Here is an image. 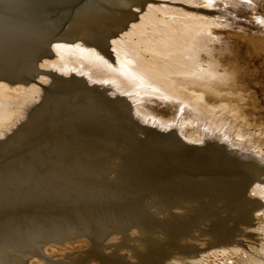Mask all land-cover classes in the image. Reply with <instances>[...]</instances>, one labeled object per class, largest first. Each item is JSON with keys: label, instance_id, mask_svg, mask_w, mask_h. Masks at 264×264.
<instances>
[{"label": "bare ground", "instance_id": "6f19581e", "mask_svg": "<svg viewBox=\"0 0 264 264\" xmlns=\"http://www.w3.org/2000/svg\"><path fill=\"white\" fill-rule=\"evenodd\" d=\"M16 1L0 0V264L85 245L61 264H264V128L215 42L216 0ZM127 96L175 107L137 122ZM206 232L223 250L193 257Z\"/></svg>", "mask_w": 264, "mask_h": 264}, {"label": "rangeland", "instance_id": "374dc122", "mask_svg": "<svg viewBox=\"0 0 264 264\" xmlns=\"http://www.w3.org/2000/svg\"><path fill=\"white\" fill-rule=\"evenodd\" d=\"M164 1L165 2H161V5H164V6L166 5L169 7L170 6L180 7L182 6V4L186 5L184 2L179 1V0H164ZM192 6L198 10L200 9L203 10V8H205L204 4H194ZM207 14L215 16L220 22V26L217 27V31H219L220 33L218 37H216L215 42L223 50L222 60L226 63L227 66L232 65L233 68L235 67L239 70V78L241 80L243 79L242 80L243 82L241 81L242 84L245 86L246 90L248 91L247 93L251 94L255 101L254 105L250 104L246 106L245 108L246 113L249 116V118H251V120L255 122V125L259 124L257 127L263 126L262 128H264V0H216L210 6V9L207 11ZM27 52H28L29 57L30 56L33 57L35 50L30 48V49H27ZM38 58L39 57H36V60H38ZM109 93L111 94V92ZM127 100L130 102L128 103L130 104V108L132 109L131 110L133 114L132 119L133 121L136 120L137 122L143 121L136 110V106L138 105L148 106L160 113L165 114L167 117L170 115V113L174 110V107H175V104L170 103L169 101L159 100L156 97H144V99L139 101L138 103L135 102L134 99L130 96H127ZM45 101H46V97H44V99L41 101L43 102L42 104H40L41 107L44 106ZM189 115L190 113L187 108L183 109L182 112L180 113V117L182 118L189 116ZM118 124L119 123L114 125L115 127L113 126L111 128L112 129L110 131L111 136L113 135L115 136V133H117L115 128H117ZM172 124L171 126L173 127L175 126L176 123L174 122ZM55 130L53 131V133L55 132ZM253 130L248 133L252 134ZM111 139L113 140V138ZM223 142H226V139H223ZM220 143L222 144V142ZM208 145L210 144L207 142L204 146L207 147ZM219 147L221 148L220 144H219ZM223 147L224 148H221L220 150L228 153L230 156H233V155L238 156L239 154L243 155L244 153L249 154L254 151L253 149L247 150L248 148L246 147L244 143H240L239 145H233L231 141L226 142V145H224ZM263 151H264V146H263ZM259 158H260V161L264 162V153L262 154V156L259 155ZM247 191L248 189H246L245 192ZM65 197H66V194H65L63 199H66L69 196H67L66 198ZM149 198H152V197H149ZM66 203H69V202H66ZM110 214L107 213L105 215L106 219L111 217ZM262 214H264V210ZM107 215L109 216L107 217ZM97 216H99L98 217L99 219H103L101 215H97ZM251 229L253 230L254 227L250 226V230ZM191 230L193 231V229L190 228L189 233L195 234ZM241 234H243L244 236H247V234H245L244 232ZM115 235H118V234L111 233L110 235L105 237L103 240L104 241L109 240L110 237L112 236L115 237ZM207 235L210 236L206 232L201 235L202 237L199 240L196 238L192 239L193 241L192 243L195 246L199 247V245H202L200 246L202 249H199L197 252H195L193 257L194 256L197 257L198 255L202 253H208V252L210 253V249L212 250L214 248H218L217 249L218 251L223 250V249H219L220 246L218 247L210 246L208 239H203ZM230 235H231L230 236L231 238L234 236L233 237L234 239L232 240H237V239L239 240L240 238H242V236H238L237 230H234L233 233L231 232ZM223 246L225 247L226 245H223ZM43 248L44 250L41 249V255L38 256V258L37 257L34 258L33 259L34 261L31 260V262H33L34 264L68 263L67 261L69 260L72 261L73 259L80 258L82 253L86 255L85 252L88 251V249H90L86 245L83 248L70 246L69 252L68 251L63 252L59 250L58 251V253L60 252L59 255L61 256L64 255V257H58L57 259V257H55L52 251H51V254L53 255L50 254V251H48L47 247L44 246ZM73 252L78 255L75 254L76 256H74L73 254H71ZM174 254L175 252L173 253V255ZM47 256H50L51 258ZM70 256H73V257H70ZM170 258H168L166 261L170 260ZM187 258L190 259V257H187ZM215 259L216 258L214 256L210 257L208 260L209 264H211L210 262H213ZM216 260L219 261L218 259Z\"/></svg>", "mask_w": 264, "mask_h": 264}, {"label": "water", "instance_id": "95a60500", "mask_svg": "<svg viewBox=\"0 0 264 264\" xmlns=\"http://www.w3.org/2000/svg\"><path fill=\"white\" fill-rule=\"evenodd\" d=\"M17 1H18V0H17ZM17 1H16V2H17ZM18 2H19V1H18ZM14 6H15V5H14ZM2 9H3V8H2ZM5 9H6V8H5ZM6 11H8V10H6ZM8 45H9L8 43H5V42H4L2 46L5 47V46H8ZM15 47H16V45H15ZM15 47H13V48H15Z\"/></svg>", "mask_w": 264, "mask_h": 264}]
</instances>
